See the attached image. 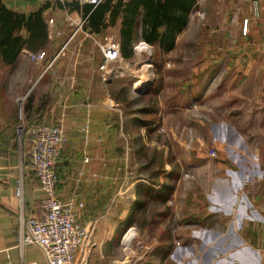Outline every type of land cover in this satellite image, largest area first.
Returning a JSON list of instances; mask_svg holds the SVG:
<instances>
[{
  "label": "crops",
  "instance_id": "0c3cea01",
  "mask_svg": "<svg viewBox=\"0 0 264 264\" xmlns=\"http://www.w3.org/2000/svg\"><path fill=\"white\" fill-rule=\"evenodd\" d=\"M3 2L12 11L26 16L44 6L40 0ZM47 5L49 7L44 12L46 23L54 19L55 29L61 30L59 26L64 22L61 23L59 17H50L54 6ZM59 12L63 18V10ZM221 13V35L212 31L214 45L207 48L205 61L192 69L190 97L204 96V108L212 117L215 112V115L222 114L227 121L236 118L245 122L256 121L261 125L264 121V0H223ZM65 20L67 23L69 18ZM48 33V38L54 40ZM70 33L65 36L67 40ZM23 34L26 35V32ZM215 37L220 42H215ZM84 40L85 36L79 34L63 51L42 50L47 56L45 64L32 61L29 57L39 52L29 50H24L13 66L3 64L1 60L0 64L6 68H20L17 70L23 72L26 63H31L32 72L38 71V74L35 79L32 76L29 84H34L40 96L36 97L37 102L34 101V107L31 106L28 111V124L62 125L66 132L67 142L57 166L60 172L58 194L65 204L73 203L79 225L90 232L76 255V263L88 260L89 264H125L127 251L124 246H130L133 238L131 231L135 226H128V218L138 200L137 187L150 184L121 173L133 170L129 161L132 152L129 135L124 134V113L116 98L106 93L113 80L103 81L104 85L100 79L95 81L92 78L84 84L87 80L83 73L92 74L96 67L101 78L104 73L100 70L104 63L100 51L98 48H86ZM90 55L91 60L80 59ZM54 59L52 67L44 74ZM22 62L25 63L21 66ZM85 63L91 67L86 69ZM21 82L15 80L14 85L18 87ZM44 98L49 99L45 112L40 110ZM11 126L5 124L0 128V264H47L39 248L20 246V217L41 219L44 216L41 203L46 194L32 172L30 140L25 138L20 141L16 128ZM235 127L231 122L218 126L226 132L232 128L233 132L230 131L229 135L239 137L236 143H230V136H225L226 144L221 146L230 151L221 150V147L219 151L229 154L255 151L252 154L255 161H263L264 146L248 147L241 132H234ZM120 137L125 141L122 149H125V154L121 158ZM240 157L242 159V154ZM86 159L88 163L84 162ZM238 161L241 162L240 159ZM20 182L21 198L16 195ZM257 199H263V195L258 194ZM80 204L82 208H79ZM243 227L248 229L249 234L232 247L229 243L228 251L231 248L234 250L229 252L226 263L235 264L238 260L239 264H264V217ZM230 228L228 226V230Z\"/></svg>",
  "mask_w": 264,
  "mask_h": 264
},
{
  "label": "rangeland",
  "instance_id": "374dc122",
  "mask_svg": "<svg viewBox=\"0 0 264 264\" xmlns=\"http://www.w3.org/2000/svg\"><path fill=\"white\" fill-rule=\"evenodd\" d=\"M222 2L198 0L189 26L178 36L171 52L148 44L146 50L139 48L136 52V47L145 43L139 41L133 46L132 57H123L119 78L103 75L101 78L97 67L92 74L83 73L87 80L84 84L92 78L102 82L113 80L106 93H111L121 105L124 134L129 135L132 149L129 161L133 170L121 173L134 180L147 181L153 191L165 186L173 190L171 201L165 206L140 196L146 205L135 217L130 246H124L125 264H227L228 254L234 250L228 251L229 243L232 247L249 234L243 225L264 217V153L263 161H255L252 155L255 151L232 154L219 151L221 148L230 151L221 146L226 144L225 136H230V143H236L239 137L229 135L232 128L229 132L218 128L220 124L231 122L236 126L234 132H241L244 144L255 149L264 146V121H260L261 125L236 118L227 121L215 112L212 117L204 108V96L192 98L189 94L192 69L205 61L207 48L214 45L212 31L221 35ZM47 3L54 6L50 17H59L60 22H64L59 27L67 35L71 29L66 26L65 10L60 4L44 1V5ZM62 10L63 18L59 12ZM54 30L50 28L48 32ZM84 31L93 36L81 33L85 36L86 48L91 50L97 49L94 39L104 41L114 35L120 43L117 28L100 33L86 28ZM215 38V42H220ZM66 41L67 37L48 38L44 50L54 52ZM84 54L86 56V52ZM80 59L91 60L92 55ZM46 60L40 64H45ZM84 65L86 69L91 67L88 63ZM25 66L20 72V68L0 64V128L12 125L16 134L20 127L30 125L28 111L40 96L34 84H29L38 71L32 72L30 62ZM15 80L22 84L16 87ZM6 83L9 86H5ZM45 100L40 104L43 112L49 99ZM124 142L120 137V158L125 154ZM213 152L215 156L211 155ZM258 194H262L263 199L258 200ZM228 226H231L229 230ZM235 264H239L238 260Z\"/></svg>",
  "mask_w": 264,
  "mask_h": 264
},
{
  "label": "built area",
  "instance_id": "2783aa9c",
  "mask_svg": "<svg viewBox=\"0 0 264 264\" xmlns=\"http://www.w3.org/2000/svg\"><path fill=\"white\" fill-rule=\"evenodd\" d=\"M49 2H60L63 5L67 2H76L82 8L90 5L93 9L102 5L105 0H40ZM67 12V27L71 29L69 39L64 43L61 51L68 47V44L79 34L86 33V26L89 15H85L82 9L70 10L65 6ZM248 23V22H247ZM50 28H55L56 21L50 19L47 22ZM89 37H93L86 33ZM51 39H63L66 33L63 30H54L50 33ZM103 57V65L100 70L103 76L119 78L118 73L122 70L120 66L123 60L121 46L114 35L109 36L104 41L94 39ZM146 43H141L136 47L135 51L139 52V48ZM147 45V44H146ZM148 46V45H147ZM33 61L43 62L46 60V52L41 51L35 55H31ZM54 59L45 69L44 74L52 67ZM18 136L20 141L29 138L32 141V150L30 153V163L32 172L41 184L46 196L41 206L44 216L41 219L20 217V246H35L39 248L47 264H77L76 255L84 242L90 236V232L79 225L77 212L73 203L65 204L58 194V186L60 177L57 173V165L63 146L67 142V136L62 125L36 123L27 128H19ZM216 155V152L211 154ZM88 163L89 160L84 161ZM16 195L21 198L22 184L16 190ZM83 205L80 204L79 208ZM81 264H89L88 260H84Z\"/></svg>",
  "mask_w": 264,
  "mask_h": 264
},
{
  "label": "trees",
  "instance_id": "16d2710c",
  "mask_svg": "<svg viewBox=\"0 0 264 264\" xmlns=\"http://www.w3.org/2000/svg\"><path fill=\"white\" fill-rule=\"evenodd\" d=\"M197 2L198 0H105L95 9L90 5L81 8L76 2H67L65 5L72 11L82 9L85 15H89L85 27L89 32L100 33L111 27L117 28L122 56L130 59L133 46L139 41L158 46L164 52H171L178 36L189 26L190 16ZM65 5L60 4V7ZM48 7L49 5H44L26 16L12 11L0 0V60L3 64L13 66L24 50L35 53L46 49L49 33L44 12ZM27 139L32 145L31 139ZM57 173L60 177L58 168ZM137 190L138 200L128 218L129 227L136 224L135 217L146 205L141 198L165 205L173 194L168 186L153 191L150 186L139 185Z\"/></svg>",
  "mask_w": 264,
  "mask_h": 264
},
{
  "label": "bare ground",
  "instance_id": "6f19581e",
  "mask_svg": "<svg viewBox=\"0 0 264 264\" xmlns=\"http://www.w3.org/2000/svg\"><path fill=\"white\" fill-rule=\"evenodd\" d=\"M140 48H144L143 50H146L148 46L146 44H143ZM147 52V51H146ZM138 85V84H137ZM137 85H135L137 87ZM138 88V87H137Z\"/></svg>",
  "mask_w": 264,
  "mask_h": 264
}]
</instances>
